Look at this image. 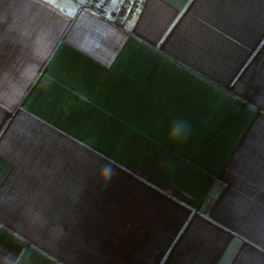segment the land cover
I'll return each instance as SVG.
<instances>
[{"label": "crops", "instance_id": "crops-1", "mask_svg": "<svg viewBox=\"0 0 264 264\" xmlns=\"http://www.w3.org/2000/svg\"><path fill=\"white\" fill-rule=\"evenodd\" d=\"M88 2L0 0V264H264V0Z\"/></svg>", "mask_w": 264, "mask_h": 264}, {"label": "built area", "instance_id": "built-area-1", "mask_svg": "<svg viewBox=\"0 0 264 264\" xmlns=\"http://www.w3.org/2000/svg\"><path fill=\"white\" fill-rule=\"evenodd\" d=\"M142 4L143 0H89L85 7L124 28L137 17Z\"/></svg>", "mask_w": 264, "mask_h": 264}, {"label": "clouds", "instance_id": "clouds-1", "mask_svg": "<svg viewBox=\"0 0 264 264\" xmlns=\"http://www.w3.org/2000/svg\"><path fill=\"white\" fill-rule=\"evenodd\" d=\"M188 132L189 129L187 125L182 121H178V122H174L173 125L171 126L169 135L173 139H180L182 137H185Z\"/></svg>", "mask_w": 264, "mask_h": 264}]
</instances>
